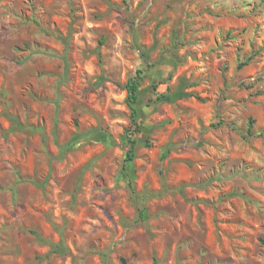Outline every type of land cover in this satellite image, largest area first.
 I'll return each instance as SVG.
<instances>
[{"label":"rangeland","instance_id":"obj_1","mask_svg":"<svg viewBox=\"0 0 264 264\" xmlns=\"http://www.w3.org/2000/svg\"><path fill=\"white\" fill-rule=\"evenodd\" d=\"M122 259L264 264V0H0V264Z\"/></svg>","mask_w":264,"mask_h":264},{"label":"trees","instance_id":"obj_2","mask_svg":"<svg viewBox=\"0 0 264 264\" xmlns=\"http://www.w3.org/2000/svg\"><path fill=\"white\" fill-rule=\"evenodd\" d=\"M143 72L138 70L134 76H131L127 79L126 84L124 86L126 90V102L130 108L131 111V118L134 125V128H131L128 130L127 136H126V143L129 147L128 151L125 155V161H132L134 159L135 155V149H136V143L137 140L134 137V134L137 133L140 129V126L136 125V119L138 117V113L136 108L134 107L138 101V90L141 87L142 81H143ZM182 97H189L191 94L188 93H182ZM18 126H20L19 123L16 122ZM250 127L252 126V121H250Z\"/></svg>","mask_w":264,"mask_h":264},{"label":"water","instance_id":"obj_3","mask_svg":"<svg viewBox=\"0 0 264 264\" xmlns=\"http://www.w3.org/2000/svg\"><path fill=\"white\" fill-rule=\"evenodd\" d=\"M123 264H125V261L122 259Z\"/></svg>","mask_w":264,"mask_h":264}]
</instances>
